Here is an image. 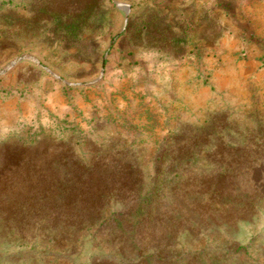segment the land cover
Returning <instances> with one entry per match:
<instances>
[{"label": "rangeland", "instance_id": "obj_1", "mask_svg": "<svg viewBox=\"0 0 264 264\" xmlns=\"http://www.w3.org/2000/svg\"><path fill=\"white\" fill-rule=\"evenodd\" d=\"M179 161L143 249L264 264V0H0V264L110 261L59 234L42 175L133 163L150 185Z\"/></svg>", "mask_w": 264, "mask_h": 264}, {"label": "trees", "instance_id": "obj_2", "mask_svg": "<svg viewBox=\"0 0 264 264\" xmlns=\"http://www.w3.org/2000/svg\"><path fill=\"white\" fill-rule=\"evenodd\" d=\"M175 164V170L166 169L167 176L173 175L170 181L163 177V180L157 179L150 185L138 175L133 163L114 167L113 170L119 172L114 178L112 171L104 173L105 176H96V168L91 175L75 169L68 173L42 175L36 196L51 201L54 207L51 213L56 212L64 221L70 220L59 231L61 236H77L83 231H93V241L108 249L112 255L108 256L110 261L106 264H123L116 258L117 255L128 257L124 264H163L167 260H172L173 264L175 255L169 244L155 252L151 248L143 249L145 243L141 238L147 225H152L154 219L155 223L161 219L159 203L165 197L166 185L180 179L179 170L184 164L181 161ZM111 194H116L125 208L108 215L107 202ZM172 237L167 235L168 240ZM141 255L144 256L140 260H135Z\"/></svg>", "mask_w": 264, "mask_h": 264}]
</instances>
